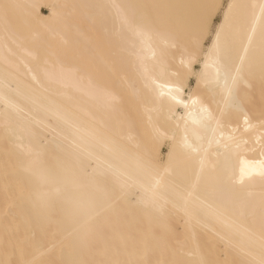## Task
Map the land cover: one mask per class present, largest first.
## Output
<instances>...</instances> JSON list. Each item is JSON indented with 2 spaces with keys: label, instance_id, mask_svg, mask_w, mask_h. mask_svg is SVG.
Returning a JSON list of instances; mask_svg holds the SVG:
<instances>
[{
  "label": "bare ground",
  "instance_id": "6f19581e",
  "mask_svg": "<svg viewBox=\"0 0 264 264\" xmlns=\"http://www.w3.org/2000/svg\"><path fill=\"white\" fill-rule=\"evenodd\" d=\"M5 3L20 7L9 10L7 21L0 14V260L42 252L45 264L195 261L184 247H191L185 209L199 221L195 232L203 255L241 259L220 237L247 228L250 236L234 240L251 250L249 259L259 260L264 219L259 38L239 85L242 110L229 115L222 129L207 120L200 105H191L199 98L216 113L223 94L214 86L198 87L190 77L182 90L189 109L169 101L173 73L206 12L203 6H219L193 66L210 81L215 61L237 62L251 5L259 0H0ZM111 4L132 6L129 11L150 19L158 35L148 40L121 29L114 9L92 7ZM229 5L235 7L225 25ZM222 25L217 57L213 44ZM245 117L253 125L248 131ZM221 132L235 135L237 143L217 148ZM185 138L200 145L202 154L212 145L196 186L199 198L187 201L181 197L192 190L199 163ZM150 149L161 167H170L169 188L159 195L176 201V208L157 209L145 190L153 181L140 165Z\"/></svg>",
  "mask_w": 264,
  "mask_h": 264
},
{
  "label": "snow or ice",
  "instance_id": "6c2138e0",
  "mask_svg": "<svg viewBox=\"0 0 264 264\" xmlns=\"http://www.w3.org/2000/svg\"><path fill=\"white\" fill-rule=\"evenodd\" d=\"M20 7L19 5L13 4H3L0 5V14L4 16L7 21L9 17V10L12 8ZM43 7H50L55 9L56 6L44 5ZM92 7L96 8H111L115 10L114 13V23L117 24L121 29H127L129 31L135 32L141 37L151 40L154 36L158 35L156 25L148 18H137L134 13L129 11L132 7L130 5H94ZM206 9L205 14L200 19L196 33L190 38L188 44L183 49V58L180 61L181 67L178 68L173 75L176 77L175 82L172 84V90L169 95L170 104L174 107L176 105H183L185 109H189V104L185 103L183 100L182 90L186 87L188 79L190 77H195L198 82V87L200 85L209 86L212 85L215 89H219L222 95V101L220 102L223 106H218V111L213 113L208 108L203 107V102L199 99H192L191 105H200L201 111L206 113V118L215 124L217 129H222L225 126L226 118L232 113L239 112L242 110V105L244 103V98L240 94L239 85L244 79V74L246 66L248 65L250 54L253 51L254 42L259 38L260 43V53H261V69L264 73V0H259V3L251 5L253 11L252 19L247 27L246 32L243 35V40L240 42L239 55L237 62L232 65H223L219 62V59L214 62L215 73L212 79L209 81L205 79L203 72H196L193 68L194 65L198 64L201 60L202 46L201 41L209 31V21L212 14L219 7L217 4H207L203 6ZM235 5H229V11L225 14V25L231 22L232 9ZM258 9V12L256 11ZM53 15H56L53 11ZM225 25L221 26V31L216 33V41L213 44V49L217 57H219L222 47H221V32L223 31ZM207 67V65H205ZM264 84V81H262ZM118 101V97H114ZM7 103V101H4ZM193 123L200 124L201 127H205L203 121H193ZM245 131L250 130L253 125L249 123L247 117L244 119ZM262 130H264V122L261 124ZM199 138V137H198ZM217 148H227L230 143H237V138L232 133H229L227 137L224 136L223 132L220 134V139L216 142ZM185 147L189 150V153L198 158L199 170L193 181L192 190L187 193V196H182L181 199L187 201L188 197H196L198 194L196 192V186L199 183L200 174L204 171L207 164V153L208 149L212 147L211 143L208 145V149H204V154H202L201 146L198 144H189L185 138ZM262 150H264V144H262ZM154 149L146 150V154L141 161L142 172L151 177L153 183L148 186L146 191L152 193L151 203L157 209L163 211L169 204L173 208L177 207L176 201H168L162 199L159 195L161 191L167 190L169 188L168 177L170 175V167H161L158 161L153 156ZM172 153H169V160L171 161ZM35 164H39L38 160L33 161ZM259 174L264 177V165L261 166ZM240 182H243V176ZM262 199H264V194H262ZM190 216L189 221V232H190V242L191 247L188 248L187 245L184 247L187 249L186 255L196 256L195 261H186L182 259H174L167 264H264V219L261 222L260 228V258L256 260L255 258L249 259L252 256L251 250L245 246L239 244L234 240L235 236L240 235H251V230L247 228H235L232 230L231 235L221 236L220 238L225 241L228 251H235L241 259L229 261L226 258H210L205 256L201 252V244L197 239L195 226L199 223L198 219L187 212ZM43 255L42 252H37L30 258L21 259L19 261H3L0 260V264H45V262L40 258ZM115 264H142L140 261H125V262H115Z\"/></svg>",
  "mask_w": 264,
  "mask_h": 264
},
{
  "label": "rangeland",
  "instance_id": "374dc122",
  "mask_svg": "<svg viewBox=\"0 0 264 264\" xmlns=\"http://www.w3.org/2000/svg\"><path fill=\"white\" fill-rule=\"evenodd\" d=\"M43 13H44V14H48V10H47L46 8H44V9H43ZM219 20H220V16H217L216 19L214 20V22H218ZM208 41H209V40H208ZM208 41H207V43H208ZM198 68H199V67L197 66V69H198ZM192 87H194V80L191 81V89H192ZM191 89H187V93L190 92ZM163 151H164V152L167 151V146L164 147Z\"/></svg>",
  "mask_w": 264,
  "mask_h": 264
}]
</instances>
